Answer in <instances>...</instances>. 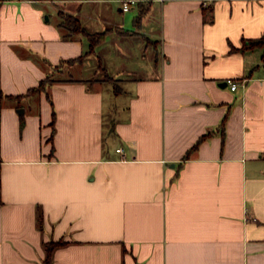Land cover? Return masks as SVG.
Here are the masks:
<instances>
[{
	"label": "crops",
	"instance_id": "obj_1",
	"mask_svg": "<svg viewBox=\"0 0 264 264\" xmlns=\"http://www.w3.org/2000/svg\"><path fill=\"white\" fill-rule=\"evenodd\" d=\"M47 1L0 0L3 92L56 79L0 106V264H44L51 239L52 264H264V49H239L264 0H152L139 26L134 5ZM60 10L134 33L54 71L88 49Z\"/></svg>",
	"mask_w": 264,
	"mask_h": 264
},
{
	"label": "trees",
	"instance_id": "obj_2",
	"mask_svg": "<svg viewBox=\"0 0 264 264\" xmlns=\"http://www.w3.org/2000/svg\"><path fill=\"white\" fill-rule=\"evenodd\" d=\"M152 4V0H139L136 5L138 7L137 15L135 16V24L140 25L143 17L148 13L150 6ZM204 8L207 6H203ZM61 21L58 23V26L63 30V37L65 39H70L75 35H83L86 37L88 41V49L76 57L70 58H61L57 64H54V71H61L66 64H73L75 62L82 61L87 55L93 54L96 52V48L106 40V37L110 31H117L121 34H131L134 33V30L124 29L122 27H115L113 29H106L102 31H90L88 30L84 24L82 23L81 19L70 12L60 10ZM254 48H263L264 49V34L258 37L248 38L243 40L242 46L239 48L240 50H248ZM237 49V48H236ZM99 67L102 68V63L99 61ZM56 81L54 78V72L47 74L44 78H42L38 84L29 87L25 92L19 94H7L4 93L1 86H0V106L4 103L5 100H17L18 107L22 106L21 101L24 97H28L33 94L45 92L48 94V88ZM55 116V112H54ZM21 126L25 123V114H21ZM52 127L53 131L50 136V140H53L55 134V118L52 120ZM204 137V136H203ZM201 137L191 149H195L201 139ZM54 151V147L52 148ZM190 152L185 154V158L189 157ZM66 243L63 239L54 240L51 239L44 243L45 249V259L44 264H52L53 263V256L54 252L57 247L62 246Z\"/></svg>",
	"mask_w": 264,
	"mask_h": 264
},
{
	"label": "rangeland",
	"instance_id": "obj_3",
	"mask_svg": "<svg viewBox=\"0 0 264 264\" xmlns=\"http://www.w3.org/2000/svg\"><path fill=\"white\" fill-rule=\"evenodd\" d=\"M55 3H52V0H48L47 1V6L50 8V12L49 11H47V16H48V14H51L52 15V20L55 18V15L57 14L56 12H55V10L54 11H52V9H53V7L52 6H57L58 8H62V7H64L65 6V4L66 5H69L70 3H65V1L64 0H53ZM153 1H156V0H153ZM108 3L110 4V5H112V7H113V10H114V12L117 14L116 16L117 17H120L122 14H123V11H120L119 10V7H121L122 6V3L121 2H119V0H113L112 2H101L99 5H94V6H92L91 5V7L92 8H94V10H95V7H103L104 6V4H107L108 5ZM53 4V5H52ZM134 9H131L129 12L130 13H134V14H136L137 12H138V7H137V5H134ZM126 13H128V12H126ZM119 14H121V15H119ZM111 45H115V41L113 40L112 42L110 41L109 42ZM88 69V68H87ZM26 106V105H25ZM27 107V111L29 112L30 111V109H29V106L27 105L26 106Z\"/></svg>",
	"mask_w": 264,
	"mask_h": 264
},
{
	"label": "built area",
	"instance_id": "obj_4",
	"mask_svg": "<svg viewBox=\"0 0 264 264\" xmlns=\"http://www.w3.org/2000/svg\"><path fill=\"white\" fill-rule=\"evenodd\" d=\"M139 0H122V9L123 10H129L131 5H135ZM213 0H203V4L207 5L209 4V2H212ZM227 83L231 85V89L235 90L237 87V82L232 80V79H228Z\"/></svg>",
	"mask_w": 264,
	"mask_h": 264
},
{
	"label": "water",
	"instance_id": "obj_5",
	"mask_svg": "<svg viewBox=\"0 0 264 264\" xmlns=\"http://www.w3.org/2000/svg\"><path fill=\"white\" fill-rule=\"evenodd\" d=\"M46 18H47V17H46ZM220 85H221V86H225V85H226V82H223V83H221ZM18 111H19L20 113H23V112H24V108H19Z\"/></svg>",
	"mask_w": 264,
	"mask_h": 264
}]
</instances>
